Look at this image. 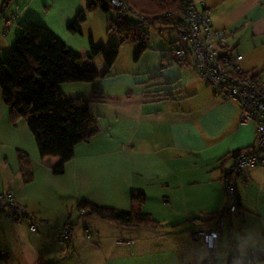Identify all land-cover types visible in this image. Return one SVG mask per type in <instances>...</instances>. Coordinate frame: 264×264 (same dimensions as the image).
<instances>
[{"label":"crops","instance_id":"1","mask_svg":"<svg viewBox=\"0 0 264 264\" xmlns=\"http://www.w3.org/2000/svg\"><path fill=\"white\" fill-rule=\"evenodd\" d=\"M10 1L0 5L10 12L0 23V54L11 51L21 25L37 22L84 56L89 37L93 39L83 30L89 15H98L103 28L112 21L107 13L90 11L78 34L67 25L85 0ZM206 5L212 27L224 30L232 53L242 55L236 61L239 67L260 72L264 79V0H206ZM177 40L153 43L137 60L120 61L118 56L109 75L91 83L60 84L67 96H90L94 90L106 96L90 102L98 131L74 147L62 174L52 172L57 157L39 156L27 119L10 122L0 96V192H11L27 212L50 226L71 222L74 237L67 249L48 227L38 226L39 233H34L28 222L6 218L0 211V264H34L38 258L52 264H233L235 257L264 245L261 166L247 167L237 177L240 215L224 213L215 257L191 235L193 230L215 228L214 215L225 204L222 179L228 155L253 146L255 126L240 125L237 104L215 95L192 65L163 58ZM131 47L135 51L136 45ZM92 63L102 74V55ZM173 87L177 89L172 93H181L166 96L164 90ZM158 89L163 91L147 93ZM136 191L146 194L143 210L159 226L122 227L77 208L84 200L128 211ZM150 199L157 200V210L147 205ZM85 228L93 235L89 240ZM117 238L133 242L117 243ZM251 264H264V259Z\"/></svg>","mask_w":264,"mask_h":264},{"label":"trees","instance_id":"2","mask_svg":"<svg viewBox=\"0 0 264 264\" xmlns=\"http://www.w3.org/2000/svg\"><path fill=\"white\" fill-rule=\"evenodd\" d=\"M9 1L4 0L3 4ZM125 1L130 10L140 16L137 22L123 19L119 9L112 6L109 0H85L84 8L67 25L68 31L81 34L88 12L100 10L108 13L114 10L115 18L108 25L107 33L117 29L118 41L112 43L108 49L95 44L90 36L89 51L82 56L46 26L27 22L20 26L8 55L0 57V96L8 110L9 120L16 125L20 119H27V126L34 136L39 156H54L59 159L52 166L54 174L63 173L64 164L73 156L74 147L78 143L88 141L97 133L96 119L89 109L90 102L94 99L103 101L106 98L96 90L90 96H67L61 91L60 84L91 83L108 76L118 57L120 46L127 42L135 43L133 58L137 60L149 48L150 28L156 25H172L175 28L176 21L188 9L187 0ZM99 54L102 55L105 66L102 74H99L92 63L93 57ZM167 57L171 61L170 47L163 56L164 59ZM176 89L177 87H173L164 90L165 95H179L180 91L172 93ZM161 91L163 90H149L147 93ZM240 152L233 151L228 158ZM145 200L146 194L136 191L131 193V207L128 211L99 206L84 200L77 204V208L81 214L96 215L122 227H157L160 223L143 210ZM119 239H116L117 243ZM34 264L52 263L48 259L38 258Z\"/></svg>","mask_w":264,"mask_h":264},{"label":"built area","instance_id":"3","mask_svg":"<svg viewBox=\"0 0 264 264\" xmlns=\"http://www.w3.org/2000/svg\"><path fill=\"white\" fill-rule=\"evenodd\" d=\"M110 4L127 19L129 13L140 16L130 10L125 0H109ZM188 9L176 21L175 29L179 39L172 42L171 61L180 66L192 65L196 73L215 95L222 94L233 100L239 110L240 125L255 126L253 146L242 150L230 158V164L223 178L225 204L222 212L215 217V228L193 230L194 239L203 242L212 256L217 255L219 233L224 227V213L240 215L237 206V177L247 167H264V79L255 70L243 71L236 61L242 55L233 54L227 43L224 30L215 29L211 24V9L206 0H187ZM145 27H147L145 25ZM0 211L6 218L28 222V229L39 233L38 226L48 227L59 238V243L67 249L74 243L71 222L61 226H50L48 220L38 219L19 205L11 192H0ZM84 236L91 239V233L84 229ZM133 240L120 238L118 243L132 244ZM264 259V245L251 248L244 257H235L233 264H251Z\"/></svg>","mask_w":264,"mask_h":264},{"label":"rangeland","instance_id":"4","mask_svg":"<svg viewBox=\"0 0 264 264\" xmlns=\"http://www.w3.org/2000/svg\"><path fill=\"white\" fill-rule=\"evenodd\" d=\"M1 1L2 0H0V5H1ZM9 4H11V3H9ZM10 6L11 5H9L8 8ZM8 11H9V9H7V8H5L4 11L0 10V23H2L3 20L6 17H9L10 12H8ZM93 12H96L94 14H101L100 10H96V11H93ZM107 14H108V16L111 19L115 18V11L114 10L109 11ZM97 16L98 15H92V17H90V15H89V19H88L86 25L84 24V27H83L84 29L83 28L82 29L84 30V32H85V34L87 36H89L90 33H92L93 40H94L95 44L103 45L106 49H108V47L112 43H116L118 41V31H117V29H115V30H110V32L107 33V28L108 27L105 26L103 28L101 26V23H100L101 18L98 19ZM127 20L129 22L133 23V22H137L138 18L134 17L132 14L129 13V16H128ZM161 29H163V33L162 34H160ZM76 36H79V38H81L80 35H76ZM83 37L85 38V36H83ZM176 38L179 39L178 33H177V30L174 29V27L172 25H167V26L156 25L154 28H150L148 44L151 46L153 43H157V42L158 43H162V42H165V41L167 42L170 39H176ZM133 45L135 46V43L127 42V43H124V44H122L120 46L119 54H118V56H119L118 59L120 61L121 60L122 61H125V60L127 61V60H130V59L133 60L134 49H133V47H131ZM6 55H8V54H6V52L4 50L0 54V57L4 58V57H6ZM255 61H259V59L257 58V59H255ZM258 67H262V66H258ZM147 205H150L155 210L158 209L157 208L158 206H157V200L156 199H150L148 201ZM91 235H92V233H91ZM51 236L52 237H56L54 235H51ZM136 237H139V236H135V240H138V239H136ZM235 243H236V239L233 238V242H232V245H231V249L233 250V252H234ZM229 244H230L229 241H227L228 247H229Z\"/></svg>","mask_w":264,"mask_h":264},{"label":"bare ground","instance_id":"5","mask_svg":"<svg viewBox=\"0 0 264 264\" xmlns=\"http://www.w3.org/2000/svg\"><path fill=\"white\" fill-rule=\"evenodd\" d=\"M237 200H238V198H237Z\"/></svg>","mask_w":264,"mask_h":264}]
</instances>
